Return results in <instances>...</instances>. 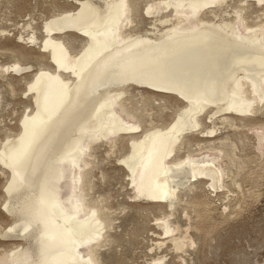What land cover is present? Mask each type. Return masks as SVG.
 <instances>
[{
	"label": "bare ground",
	"instance_id": "6f19581e",
	"mask_svg": "<svg viewBox=\"0 0 264 264\" xmlns=\"http://www.w3.org/2000/svg\"><path fill=\"white\" fill-rule=\"evenodd\" d=\"M224 4L228 0H152L146 8L154 16L152 35L139 31L144 9L138 0H107L102 7L81 0L77 10L46 23L43 47L53 67L40 68L28 83L34 108L19 134L0 144V161L11 171L9 211L20 216L15 226L23 232L33 228L35 249H16L0 264H98L108 219L102 205L90 201L87 181L98 140L111 148L128 141L121 163L147 199L173 207L180 189L199 177L213 190L221 186L226 158L221 151L181 157L191 141L186 134L199 131L211 113L253 119L264 105V18L248 22L247 5L225 18ZM66 33L82 39L79 49ZM16 64L18 74L25 70ZM162 96L183 103L170 123L148 114L165 106ZM258 135L263 142L264 129ZM169 222L163 227L170 233Z\"/></svg>",
	"mask_w": 264,
	"mask_h": 264
},
{
	"label": "rangeland",
	"instance_id": "374dc122",
	"mask_svg": "<svg viewBox=\"0 0 264 264\" xmlns=\"http://www.w3.org/2000/svg\"><path fill=\"white\" fill-rule=\"evenodd\" d=\"M82 1L102 7L107 0ZM150 1L138 0L144 9L139 23L141 34L152 35L154 29V16L146 12ZM80 2L0 0V144L19 134L23 117L34 108L33 92L29 91L28 83L40 68L53 67L49 50L43 47L46 23L62 11L77 10ZM253 2L228 0L220 12L225 18L232 19L236 10L247 5L243 15L251 24L259 22L264 18V3ZM72 36L70 40L79 49L82 39ZM17 62L25 68L19 74L12 67ZM161 98L165 106L156 105L148 114L162 116L166 123H170L183 103L172 96ZM139 99L136 95L135 103ZM259 108L256 116L254 114L256 119L252 116L253 119L241 117L242 120L229 113L220 120L219 115L212 116L211 113L205 116L202 128L197 130L200 135L197 131L186 134L191 141L187 150L181 151V157L192 153L194 156H211L221 151L223 160L226 158L228 163L223 162L225 175L218 189L213 190L208 179L199 177L195 186L180 189L179 199L173 207L138 195L128 169L121 163L128 154L127 140L116 148H111L105 140L96 141L87 178L91 187L89 198L95 205L98 203V207L102 205L103 214L108 219V231L104 230V237L96 250L98 264H264V140L262 142L258 135L264 129V105L261 103ZM225 116L234 117L235 122H225ZM227 153L234 155V161L226 157ZM0 163L2 258L16 249H35V242L33 228L23 232V226L16 227L20 216L9 211L12 204L9 198L13 194L7 193L11 171ZM164 220L170 221V233L163 227Z\"/></svg>",
	"mask_w": 264,
	"mask_h": 264
}]
</instances>
